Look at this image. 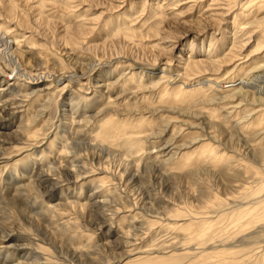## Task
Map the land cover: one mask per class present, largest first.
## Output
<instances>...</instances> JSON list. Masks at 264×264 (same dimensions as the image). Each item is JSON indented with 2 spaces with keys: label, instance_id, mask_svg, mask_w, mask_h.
<instances>
[{
  "label": "bare ground",
  "instance_id": "bare-ground-1",
  "mask_svg": "<svg viewBox=\"0 0 264 264\" xmlns=\"http://www.w3.org/2000/svg\"><path fill=\"white\" fill-rule=\"evenodd\" d=\"M74 1L7 0L0 11L2 12L0 14V82L3 83L0 85V112L5 113L0 117V122L16 117L21 111L20 108L29 106L26 109H30V106L36 104L42 95H50L38 103L32 112L33 115L30 114L26 120L19 121L18 129L10 135L9 140H0V172L6 169V177L10 178L14 175L21 178L15 184V193L0 202V264L53 263L49 256V248L38 243L43 240L39 236H44L46 239L42 242L43 245L49 247L56 245L53 247L55 251L57 248L54 257L56 264H264V126L262 124L258 128L252 126V119L259 117L260 123L264 120V0H170L166 5L169 13L163 16L167 24L178 21V24L185 25L188 20L184 18L189 13H193L192 10L197 12L195 19L203 20L205 23L196 32L186 29L179 33L176 45L178 49L182 45V40L185 41L191 36L187 48L188 55L186 54L185 59L178 57L177 60L176 67L181 72L171 75L164 72L163 68L157 73L153 72L152 67L156 60L153 58L150 61H139L140 59H131L126 55V57L119 54L110 55L105 63L111 67V71L118 68L128 70L119 73L114 79L105 80L104 84L96 82L95 87H103L106 90V94H102L100 90L92 91L93 94L96 92L97 95L104 97V101L100 102L101 105L94 107L95 110L87 111L88 105L79 106V101L86 99L83 96L79 97L80 93L84 92L75 89L77 95L69 98L59 111L62 117L60 122L71 128L70 135L86 136L90 141L95 142L94 146L96 143H101L128 156L132 155L133 168L130 172L132 181H142V172L155 160L159 159L168 165L172 163L173 158L179 156L174 162L175 168L168 166L169 169L175 171L179 177L189 178L190 181H195V184L196 181L197 184L201 183V187L197 185L200 188L194 194V198L201 201L202 206L194 210L183 209L178 202L162 196L155 199L154 208L143 206L145 200L140 206H134L130 199V204L125 199L127 192L123 189L126 195L121 201L122 193L119 192L121 186L118 188V183L113 186L112 180L115 177L99 162L98 156L90 154L87 161L86 157L81 161L80 154L71 151L73 146L69 151L68 147H64L65 144H59L60 146L55 150L57 138L55 133L49 135L41 128H33V123L42 119L48 112L47 101L52 95L49 94L52 87L35 90L34 94L31 93L32 96L23 92L22 85L28 83V80L23 70L19 68L31 50L42 49L47 52L51 47L46 39L38 36L39 30L35 27L47 24L51 21L47 18L55 16L54 14L59 11L58 16L64 18L66 15L62 13L64 9L59 10L58 6L71 7L68 2H72L74 12L82 11L81 16L87 15L88 10L83 9L86 2ZM130 5L128 9L132 8ZM150 6L152 12L147 13L148 18L159 19L158 11L161 5L152 0ZM23 10L27 12V16L22 12ZM53 21L55 20L51 22ZM59 24L58 32H62V36L59 33L62 37L61 42L62 39L73 40L71 43H76L74 39L77 32L80 34L82 30H90L93 27L92 18H78L72 25ZM157 25L159 24L156 23L154 26V32L157 31ZM229 26L230 31H227L226 28ZM53 28L55 27L51 29ZM114 31L123 36L134 33V29L128 26L125 28L114 26ZM227 33L230 36L225 37ZM204 37H207L205 46L202 42ZM35 38H39L42 42L37 43ZM224 38L231 40L226 39L230 41L225 46L227 48L218 51ZM250 44L252 45L249 46ZM90 46L80 47L81 50L71 45L68 51L73 53L77 49L76 54L87 56L89 52L85 49ZM247 46L251 48L243 53ZM98 56V58L94 57L97 62L95 65L98 67H94L91 71H96L103 63V58ZM163 65L165 69L170 66L166 62ZM138 74L141 75L137 78L136 89L130 91L127 86ZM143 74L147 76V82L140 84ZM59 75L63 76L64 72H58ZM104 75L106 74L101 72L97 74L99 77ZM4 79L12 81L2 82ZM126 80L129 83L124 84ZM120 86L122 87L118 96L109 95L113 89L116 90L115 88ZM12 90H15V94L6 97L5 95ZM136 96L138 99L132 101ZM77 98L80 100L73 101ZM89 99L95 100L93 97ZM85 107L87 110L83 111L82 108ZM232 118L236 119L231 128L226 123H230ZM168 131L170 134L162 140ZM183 131L188 138L181 144L175 143L174 136ZM229 131L243 137L244 155L250 156V161L248 157L245 159L242 153L240 155L239 150L238 153L236 152L235 145H231ZM62 137L66 141L69 136ZM50 138L52 139L47 144ZM44 145L45 147L42 148ZM74 147L75 150L78 148V146ZM36 149L41 156L36 161L31 160L30 163L32 157L24 153L37 157ZM48 158L52 160L50 164L45 165ZM74 160L81 162L76 165L77 167L75 166L76 168H73ZM19 161L22 172L17 174L15 170ZM34 163L39 166L35 177L31 179L29 172ZM43 164L44 167L41 166ZM208 177H213L217 181L218 188L221 187L225 198L219 197L212 186H208L205 182ZM88 181H93L95 185L93 184L94 187L84 199H80L79 190ZM212 182L210 179L213 185ZM69 184L76 188L72 191L71 197L60 195L53 203L41 200L44 199L41 197L51 196L53 190L67 189ZM30 198H41L40 208L24 214L29 222L37 225V234H34L36 237L25 233L17 234L4 227L5 223L10 222L5 216L11 211L10 207L17 206L19 209V203H25ZM228 200L233 204L229 205ZM35 202L38 205L39 201ZM162 202L167 205L162 206ZM134 204L136 205L135 200ZM105 210H110L111 213ZM125 210H133V215L128 221L131 230H124L118 226L120 223H114L122 234L109 242L110 247L124 249L118 254H108L110 258L98 260L99 256L102 257L104 249L100 245L90 243L93 232L70 219L78 218L80 211H85L88 224L101 231L103 227H107V224L111 226V222H121L122 219L119 221L116 219L120 215L119 212L125 213ZM186 220L199 224L192 229V223L189 222L186 228H182L179 224ZM161 227L164 229L168 227L166 230L174 235L173 239L176 240L172 245L156 247L160 241H153L154 237H151V234L153 232L154 235L158 234L160 232L158 229ZM83 231L88 233H83V236ZM47 234L52 236L55 234L59 243H50V238L45 236ZM15 236L26 242L19 245L12 244L11 239ZM81 237L88 239L82 244L77 240Z\"/></svg>",
  "mask_w": 264,
  "mask_h": 264
},
{
  "label": "rangeland",
  "instance_id": "rangeland-1",
  "mask_svg": "<svg viewBox=\"0 0 264 264\" xmlns=\"http://www.w3.org/2000/svg\"><path fill=\"white\" fill-rule=\"evenodd\" d=\"M30 1H32V0H30ZM69 1H74V0H69ZM115 1L116 0H113V1L112 0L111 1L110 0H84V1L81 0V2H86V4L83 3V4H85V5H83V9L86 8L88 10L87 15H83V16H81L82 11H79V12L75 11L74 12L73 7H72L73 3L68 2L72 8L67 7L65 5H63L64 7L58 6L59 10L61 8H62L61 9L62 11H63V9H64V11L67 10L68 13L66 11L65 12L61 11L62 13L66 14V15H64V18H63V16H58V15H60V11L57 13L55 12L56 13V14H54L55 16H52L51 18H47V19H50L51 21L55 20L57 23L55 21H53V22L49 21L45 25L41 24L39 26L40 29H39V27L38 28L35 27V29L39 30V31L36 30L39 33V34L37 33L38 36L41 37L42 39H46L45 41L49 43V46H51L50 47L51 50H50V48L47 49V52H45V50H42V49L41 50H31V52L26 55V57L24 58V61L21 63L20 68H19V69L23 70L24 76L27 77L26 80H28V83L26 82L25 84L22 85V90H23V92L31 95V93L34 94L36 92L35 90H43L44 87L50 86V87H52V89L50 90L49 94H52V95H51V97L48 98V101H47V105H48L47 111L48 112L46 113V115L42 119H38L33 123V128L34 129L41 128L42 131L47 132V134H49V135L55 133V135L57 136V138L55 140V143H56L55 147H54L55 150L60 146L59 144H65L64 147H66V148L68 147L69 151H70L71 147L73 146L71 151L74 150L73 152L76 151V153H79L81 156L80 157L81 161L84 160L83 159L84 157H86V161H87V157L90 156V154H95V156H98L100 159L99 162L102 165H104L108 171H111V175L115 177V179L112 180L114 182L113 186H115V184L117 185V183H118V185H117L118 188L121 186L120 187L121 190H119V192L122 193V197L120 198L121 201L124 200L125 195H126V194H124V191H126L127 196L125 199H127L128 202L130 199V201L133 202L134 206H140L141 202L145 200L143 206H146V207L148 206V207L154 208L155 199L157 197L162 196L163 198H168L170 200H174V201L178 202V204H180L183 209L194 210L197 208H201V206H202L201 201L196 200L194 198V194L201 187V185H200L201 183L197 184V181H196V184H195V181L192 182V181H190L191 179H189V178L185 179V178L179 177L175 171H172L173 167L175 168L174 162H176V159L178 160L179 156L177 158L176 157L173 158L172 163H169L168 165L164 164V162H162L159 159L155 160L154 162H152L149 165V167H148L149 169L147 168L145 171H143L145 173L142 172V174H143L142 175V181H132L131 176H130V172H132V168H133L132 167L133 164L131 161L132 155L128 156L119 150H115L112 148L105 147V145L101 144V143H98V144L96 143L94 146L95 142L90 141L86 136H84V137L79 136L78 137V136H75V134L70 135L69 132L71 131V128H69L67 125H64L63 123H61L62 121L60 122V119L62 117H61V114L59 111L62 108L63 104H65V102H67L69 98L75 97V95H77V92L75 91V89H80L81 91H83L84 93H80L79 97L83 96L86 99H84V101H82L79 98H77V99H73V101H79L80 100L79 106L81 104L89 106L88 110L86 107L82 108L83 111L95 110L94 107H96L97 105L98 106L101 105L100 102L104 101V97L97 95L96 92L93 94L92 91L100 90V92L102 94H106V90L103 87H95L97 85L96 82L104 84L105 80L112 79V78L114 79L115 77L118 76L119 73H123L124 70L125 71L128 70L125 68H123V69L120 68L121 69L120 70L118 68L114 71H111V67L105 63V60H106V58H108V56L118 55V54L124 55V56L126 55L127 57H129L131 59H137V60L140 59L139 61H150V60L156 59L154 67H152L153 72L157 73V72L161 71V69L163 68L164 72L169 73L171 75H175L176 72H181L176 67L178 57H182L183 59H185L186 54H187V48H188L189 40L191 39V36H190L185 41L182 40V45L178 49V48H176V45H177L179 33L181 31L186 30V29H190V30L196 32V31L200 30L199 28H201L205 24L203 22V20L198 19L199 20L198 21L197 18L195 19V16L197 13V12H195V10H192L193 13H189V15L186 16L187 18L186 17L184 18V19L188 20V22L185 23V25L178 24L179 23L178 21H177V23H174V24H173V22L171 24H167V20L166 19L164 20L163 16L168 15V13H169V11L166 10V8H167L166 5L168 4L167 2H170V0H154L158 4L161 5V7L159 8V11H158L160 13L159 19H157V20L156 19L154 20L152 18H150V19L148 18V16H149L148 14L152 12V7L150 6L152 0H120V1L117 0L116 2ZM75 2L76 1H74V3ZM97 2H99V3H97ZM163 2H165V3L162 4ZM6 3H7V0H0V11H2L1 9L3 8V6ZM104 3H105V5H104ZM112 3L116 4V5H111ZM69 4H68V6H69ZM118 4H120V5L122 4V5L120 6ZM129 5L132 8L129 7V9H128ZM114 6H116V7H114ZM66 7L69 9H67ZM109 7H111V8H109ZM146 7H147V10H146ZM77 8H79V7H77ZM115 8H117V9H115ZM114 9H115V11H114ZM142 9H144V10H142ZM148 9H149V11H148ZM106 10H108V11H106ZM103 11H104V13H103ZM22 12H24L27 16V12H25L24 10ZM72 12L74 14H72ZM1 13L2 12H0V14ZM62 13H61V15H63ZM78 18H84V19L85 18H92V22H93V24H91V25H93V27L91 26L92 29H90V30L87 29L86 31L82 30L81 32H79L82 37L80 36V34H78V32L77 33L75 32L76 33L75 35L77 38L74 36L75 37L74 41H76V43H71L73 40L69 41V40H65V39H62V42H61L60 38H62V37H60V34L62 36V32H58L60 29L59 23L65 24V25H67V24L72 25V24H74V21L77 20ZM194 19L197 20L198 22L195 21ZM90 21H91V19H90ZM52 23H54L53 26L51 25ZM55 23L57 24V26H55L56 25ZM156 23H158L159 25H157L158 26L157 31L154 32V26ZM48 24H50L51 26ZM114 26H119V28H125L126 26H128L129 28L134 29V33L123 36L121 33L114 31ZM52 27H55L56 29L53 28V29H55V30H53V29H51ZM45 28H46V30H45ZM226 30L230 31V26L227 27ZM41 31H42V33H41ZM47 31H49L50 34ZM83 32H84V34H83ZM123 34H125V33H123ZM53 35L55 37H53ZM228 36H230V35H228V33H227L225 35V37H228ZM51 37H53L54 40H53V38L51 39ZM58 37H59V39H58ZM216 37L218 38V36H216ZM48 38L50 41L48 40ZM166 38H168V39H166ZM226 39H229V38H224L225 41L223 40V43L221 44V46L218 47V49H217L218 51L222 50V49L225 50L227 48L225 46L228 45V43L230 42L229 40H231V39L227 40L228 42L226 41ZM51 40H52V42H51ZM164 40H168V42H164ZM203 40L205 41V42L202 41L203 45L205 46L207 44V37H204ZM79 41L82 42L81 45H80ZM36 42L40 43V42H42V40L37 38ZM59 42H60V44H59ZM77 42L79 44H77ZM217 42H219V40L216 41L215 45H217ZM90 44L92 46H90ZM71 45L72 46L75 45L76 47H78V49H81L80 47L84 48L86 45L87 46L89 45L90 47L85 49L89 53L86 54L87 56H79L78 54H76L78 51L77 49H76V51H74L75 53L74 52L72 53L71 51H68V49L71 47ZM251 45L252 44H250L249 46H251ZM249 46L246 47V49L243 51V53H246L251 48ZM141 47H146L144 49L145 51L140 49ZM51 52H52V54H51ZM70 52H71V54H70ZM118 52H120V53H118ZM97 54L100 55L101 58H103V61L101 59V61L103 63L101 64V67L98 68L96 71L95 70L91 71L92 69H94V67L95 68L98 67V65H95V63H97V62L94 60V57L95 58L99 57ZM141 55H142V57H141ZM164 62H166V64L170 65V66H168L167 69H165V66L163 65ZM179 65H181V64H179ZM140 67L142 68L143 66H140ZM108 71H109V73H108ZM58 72H61V73L64 72V75L58 76ZM99 72L106 74V75L101 76L102 77L101 78V77H99L100 75L97 76V74ZM140 75L141 74L136 75L134 77V80L132 81V83L128 84L127 88L130 91H134L132 89H136V86L138 84L137 78H139ZM97 77H98V79H97ZM146 78H147V76L145 74H143L142 75V81L140 82V84H144L145 82H147ZM199 78H203V77H199ZM93 79H94V81H93ZM5 81L10 82L12 80L11 79H4L2 82H5ZM126 83H129V81L126 80L124 82V84H126ZM1 84H3V83L0 82V85ZM81 84H82V87L80 88ZM122 86H120L119 88L118 87L115 88L116 90L113 89V91L110 92L109 95L114 97L115 95L120 93L121 91H119V90L121 89ZM11 89H12V87H11ZM15 90H17V88ZM15 90H12L13 92L10 91L11 92V93L9 92L10 95H9V93L8 94L6 93L7 95H5V96L11 97L12 93L15 94L14 93ZM22 90H20V91H22ZM47 96H50V95H46V96L42 95L41 99H39L36 104L33 103V105L30 106V109H31V107L33 109H31V110L26 109L29 106H27L25 108H20L19 110H21V111L18 113V115L16 117H14L11 120H7V121L3 120L2 122H0L1 123L0 124V140H9L11 137L10 135H13L14 131H16L18 129L17 126L19 125V121L21 119L26 120V118H28L30 116V114H32L33 110L36 109V107L38 106V103H41ZM92 97L95 100L90 101L89 98L92 99ZM137 99H138V97L136 96L134 99H132V101H135ZM85 100H87V101H85ZM81 101H82V103H81ZM89 102L90 103L92 102V104H90ZM26 110H28V112H26ZM4 114H5L4 112H0V117L3 116ZM218 114L219 113H217V115ZM235 119L236 118H232L231 120L233 122L232 121L230 123L228 122V124L226 123V125L231 127L232 125L235 124ZM252 120H253V123H252L253 128H255V127L258 128L261 124H262V126H264V120L262 121V123H260L259 117L256 119H252ZM229 127L227 129H229ZM184 132L185 131H183L182 133L180 132V134H178L177 136L176 135L174 136L175 143L181 144L184 139L188 138L187 135L183 134ZM229 133H230L231 140H232L231 145L232 146L235 145L234 146L235 148L237 147L236 152L238 153L237 150H239V154L241 155V153H242L243 154L242 156H244L245 159H247V157H248V161H250L251 157L248 155L247 156L244 155L245 150H243L244 149L243 137L241 135L233 133L231 131H229ZM231 133L235 134V135H232ZM169 134H170V131H168L165 134V136L163 137L162 140H164V138L168 137ZM237 135H239V136L237 137ZM62 136H65V137L69 136V137L66 141H64L63 140L64 137H62ZM51 139L52 138H50L48 140L47 144L49 143V141ZM238 139H239V141H238ZM234 140L238 141V142L234 143L235 142ZM73 142H74V144H73ZM75 143H77V144L75 145ZM70 144H71V146H70ZM97 145H98V147H97ZM99 145H101V146H99ZM38 146H41V145H38ZM74 146H76V148L78 146V148L75 150ZM44 147H45V145L42 148H44ZM36 150H37V157L31 156V155H29V153H24V154H28V156H30V158L32 157V159H30V161H29L30 163H31V160L36 161L41 156V154L38 153V149H36ZM45 150H47V149H45ZM49 150L50 149H48V151ZM50 151H52V150H50ZM94 151H96V152L94 153ZM241 151H243V152H241ZM54 154L55 153H52V155H54ZM50 160H52V158H50V159L48 158V160L45 161L44 164L45 165L50 164ZM93 160H95V159H93ZM27 161H28V158H27ZM142 161H143V159L141 160V163H142ZM80 163L78 161H75V160L72 161V164L74 165L73 168L76 165H79ZM17 164L18 165L16 166L15 171L18 174V172L21 173L22 171L20 170V161ZM44 164L41 166L44 167ZM37 166H39V165H36V164L33 165L34 168L32 167V169L29 172V176L31 179L35 177V174L38 170ZM168 166L171 167L172 169L170 170ZM6 171H7L6 169L5 170L3 169L0 172V199H1L0 202H3V200H5L9 196H11V194L15 193V191H14L15 190V184L21 180V178L15 177L14 175H11L12 178L6 177ZM11 172H13V171L11 170ZM177 172H179V171H177ZM113 174H115V175H113ZM210 179H211V182L214 180L212 182L213 185L210 183ZM206 180L207 181H205V182L208 184V186H210V187L212 186L211 188L214 190V192L217 195H219V197L225 198V196L222 194V190L220 189L221 187L219 186V188H218L217 181H215V179L213 177H211V178L208 177ZM136 182H137V184H136ZM121 183H122V185H121ZM45 184H47V183H45ZM93 184H94L93 181H88L82 185V187H81L82 189L80 188V190H79L80 196H81V197H79L80 199H84L85 195L89 194L88 192L95 185V184L94 185ZM132 184H134V185L132 186ZM69 185L70 186H68L67 189H63V188L58 189L59 192H57L58 190H55V191L53 190V192H52L53 194H51V196H48L46 198L41 197L44 199L32 198L33 199L32 200L30 198L29 201L25 202L26 204L24 202H20L19 203L20 205L18 206L19 209H17V206L16 207H10L11 211H8L7 214L5 215L7 220L9 219L10 222H9V224L5 223L4 227H7V228H9V230H13V231L17 232V234L25 233L28 236H35L34 234H37L36 229L38 227L34 222H31V221L29 222L26 219V217L24 215L25 212L32 211L35 209L37 210L38 208H40L41 207V202H40L41 200L49 201V202L53 203V202H56L58 200V197L60 195L61 196H69L70 195L69 197H71L72 191L76 190V188L74 186H72L71 184H69ZM197 185H200V187ZM122 186H124V188H122ZM165 187H167V188H165ZM69 188L71 189V191ZM68 189H69V192L67 191ZM122 189L124 191H122ZM217 190H219V191H217ZM62 191L64 192L63 194H62ZM131 194H132V196H130ZM99 196L103 197V195H99ZM99 196H97V197H99ZM141 197L143 198V200H141L142 199ZM134 200L136 201V205L134 204ZM35 201H39V202H37L38 205H36ZM29 203H30V205H29ZM228 203H230L229 205H231V203L233 204V202H230L229 200H228ZM129 204H130V202H129ZM161 205L165 206L167 204L162 202ZM128 207H133V206H128ZM130 209L135 210L136 208H130ZM133 210L132 211L125 210V213L120 211L119 212L120 215L116 220L119 221L122 219V221L121 222H111L112 227L110 225L108 226V224H107V227L109 229L105 226V227H103V229H101V231H100V229H95V228H93L92 225L88 224V221H87L88 217L86 216L85 211H83V212L80 211L78 218L75 217V218H71L70 220L72 222L78 224V225L87 227L90 231L93 232L92 233L93 237L91 238L90 243L93 245H100L104 249V253H102L103 254L102 257L101 256L98 257V260H102L104 258H110L108 254H110V255L118 254L124 249V248H122L120 250L119 248H116V247H110L111 243H109V242L114 241V239H116V237H118V235L122 234L121 230L117 227V224H114V223H120V224H118V226L124 230H131V225L128 221L131 219V216L133 215V213H132ZM126 211H128V212H126ZM106 212L111 213L110 210H107ZM189 222L192 223L191 224L192 229H195L199 224L195 221L186 220V221L180 222L179 225L182 226V228H186V226ZM165 228L167 229L168 227H165ZM166 229L161 227L158 229V230H160V232L158 234L154 235L153 234L154 232L151 234V237H154L153 241H155V242L160 241L159 243H157L156 247L158 245H172L174 240H176V239H173L174 235L171 234ZM177 231H178V229H177ZM181 232H183L182 229H181ZM77 233H80V232L77 231ZM83 233L87 234L88 232L83 231L82 235H83ZM45 236L50 238V243H52V242L54 244L59 243L57 241L58 238L56 240L55 234L53 236L49 235V234H47ZM39 238L43 239V240H41L38 243L40 245L46 247V248L47 247L49 248V250H48L49 256L51 257V260L54 261L51 264H56L57 262L55 261L54 257L57 254V252H56L57 248H56V251L53 248L56 245H53V246L50 245V247L48 245H43L42 242L46 241L45 237L39 236ZM149 238H150V236H149ZM87 239H88L87 237H81L80 240L77 238L79 243H82V244L85 243V241ZM11 241H12L11 243L14 245H19V244L26 242L25 240L18 239L16 236L13 237L11 239ZM19 254H21V253H19Z\"/></svg>",
  "mask_w": 264,
  "mask_h": 264
}]
</instances>
